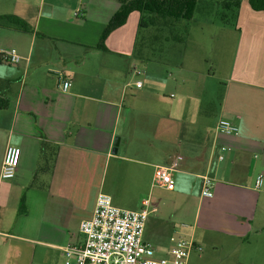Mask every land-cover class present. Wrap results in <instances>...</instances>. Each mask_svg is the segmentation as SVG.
I'll return each instance as SVG.
<instances>
[{
	"label": "crops",
	"instance_id": "0c3cea01",
	"mask_svg": "<svg viewBox=\"0 0 264 264\" xmlns=\"http://www.w3.org/2000/svg\"><path fill=\"white\" fill-rule=\"evenodd\" d=\"M119 8L0 0V17L29 28L0 26V49L21 57L0 63V169L8 146L21 150L14 177L0 180V264L71 263L63 249L82 243L79 223L100 193L123 210L158 205L143 235L157 259L176 233L202 248L187 264H264V184L255 188L264 172V11L241 0L235 24L217 26L215 48L158 58L177 43L155 48L169 39L139 28L136 11L97 48ZM224 29L235 33L225 75ZM221 119L238 134H218ZM176 157L174 189L153 187L155 167ZM206 178L211 197L201 195Z\"/></svg>",
	"mask_w": 264,
	"mask_h": 264
},
{
	"label": "built area",
	"instance_id": "2783aa9c",
	"mask_svg": "<svg viewBox=\"0 0 264 264\" xmlns=\"http://www.w3.org/2000/svg\"><path fill=\"white\" fill-rule=\"evenodd\" d=\"M21 57L15 49H0V63L17 64ZM71 86L68 80L60 77V87L67 91ZM137 88L141 83L135 84ZM216 131L222 135H237L238 128L230 121L221 119ZM21 150L16 146H8L5 150L0 180H11L20 162ZM176 157L167 166H156L152 186L165 190L174 189L173 173L179 164ZM264 184V172L255 180V188ZM202 197H211V182L207 178L203 182ZM158 205L145 199L136 211L123 210L113 205L110 196L100 193L96 196L92 215L79 223V232L83 241L77 245H69L63 249L66 260L72 264H187L192 252L200 253L201 246L190 238L174 233L170 236L171 246L167 256L154 258L155 248L143 238L146 223L150 215L156 213Z\"/></svg>",
	"mask_w": 264,
	"mask_h": 264
},
{
	"label": "trees",
	"instance_id": "16d2710c",
	"mask_svg": "<svg viewBox=\"0 0 264 264\" xmlns=\"http://www.w3.org/2000/svg\"><path fill=\"white\" fill-rule=\"evenodd\" d=\"M254 11H264V0H247ZM120 8L111 19L103 32L97 48L104 49L105 37L114 29L121 26L129 13L136 11L140 14L139 28L155 27L161 28L165 37L173 38L174 30L180 23H188L192 20L197 0H118ZM241 0H219V4L224 8L221 21L226 25L235 24L237 10ZM14 26L21 31H28V25L13 16L0 17V26ZM23 206V204H22Z\"/></svg>",
	"mask_w": 264,
	"mask_h": 264
},
{
	"label": "rangeland",
	"instance_id": "374dc122",
	"mask_svg": "<svg viewBox=\"0 0 264 264\" xmlns=\"http://www.w3.org/2000/svg\"><path fill=\"white\" fill-rule=\"evenodd\" d=\"M223 14L224 8L219 4V0H197L192 20L188 23H180V27L178 26L174 30L172 35L173 38H170L167 41L161 40L154 43V47H158L157 49H162L164 46H166L167 49L168 45L166 43L174 40L175 43H177L175 49L173 51H166V55H163L162 52L157 50L154 53V56L158 58H162V56L171 58V56L175 57L176 54L181 53V51L184 52V50H186L185 54H190L191 52H199L203 54L205 50H207V46L209 45L210 48V44L212 43L213 48H215L217 41L222 36V30L217 29V26H219L220 23H223L221 21V16ZM225 25L226 24L224 23V26ZM224 38H227L226 43H224L225 75L226 70L230 68L231 64V53L235 47V33L230 31V29H224ZM209 64H211V62ZM210 66H213V63ZM215 75L216 85L218 86L220 85V74L215 72ZM1 90L4 91L5 88L1 86L0 91ZM154 258H159V251L154 254ZM69 264H72V262Z\"/></svg>",
	"mask_w": 264,
	"mask_h": 264
}]
</instances>
